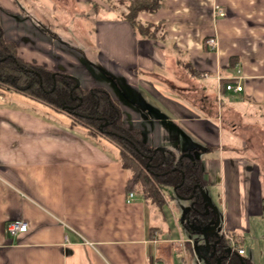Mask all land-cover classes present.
I'll return each instance as SVG.
<instances>
[{
    "label": "crops",
    "instance_id": "obj_1",
    "mask_svg": "<svg viewBox=\"0 0 264 264\" xmlns=\"http://www.w3.org/2000/svg\"><path fill=\"white\" fill-rule=\"evenodd\" d=\"M10 1L0 0L14 14L0 13V26L17 54L84 89L104 88L123 125L139 129L147 145L198 158L220 232L256 264V242L264 241V0H161L155 13L139 14L162 23L152 40L98 0L105 15L93 16L87 53ZM214 4L224 16H213ZM211 37L213 48L205 43ZM233 77L239 92L224 89ZM29 98L0 92V264H204L203 238L183 223L189 201L175 216L163 208L164 186L160 207L137 192L128 200L117 147ZM15 219L28 224L12 237L6 224Z\"/></svg>",
    "mask_w": 264,
    "mask_h": 264
},
{
    "label": "trees",
    "instance_id": "obj_2",
    "mask_svg": "<svg viewBox=\"0 0 264 264\" xmlns=\"http://www.w3.org/2000/svg\"><path fill=\"white\" fill-rule=\"evenodd\" d=\"M161 0H123L115 4L124 6L118 10L115 4L107 5L115 11L116 17L130 24L134 33L143 39H156L162 23L152 24L141 21V12L155 13ZM191 75L198 73L189 63L183 64ZM12 90L20 92L47 106L62 111L70 118L72 126L81 125L91 140L105 138L117 147L120 166L129 172L126 191L139 192L146 200L160 207L161 187H170L176 196L187 199V209L183 223L192 234L201 236V230L215 222V213L203 200L199 188L206 179L200 160L193 155H178L166 148H156L144 143L137 128L123 125L118 104L102 87L84 89L77 80L62 71L50 70L42 64L22 59L14 43L6 41L0 26V92ZM141 185L139 189L137 186ZM213 255H223L225 264H252L249 259L237 256V244L226 255L229 241L220 232V227L207 233Z\"/></svg>",
    "mask_w": 264,
    "mask_h": 264
},
{
    "label": "rangeland",
    "instance_id": "obj_3",
    "mask_svg": "<svg viewBox=\"0 0 264 264\" xmlns=\"http://www.w3.org/2000/svg\"><path fill=\"white\" fill-rule=\"evenodd\" d=\"M12 1V2H11ZM17 13L22 16L29 17L32 23L41 26L45 31L53 34L58 40L67 45H76L81 47L85 53L93 50V27L95 20L93 19L96 13L105 15L103 8L98 7L99 1L105 4H115L112 1L106 0H11ZM98 2V3H97ZM118 10H124V6L115 4ZM4 6L0 3V13L7 15H14L6 12ZM7 10H11L6 8ZM115 11L111 10V13ZM91 47V48H90ZM30 99V98H29ZM34 100V99H33ZM37 101V100H36ZM38 102V101H37ZM41 103V102H39ZM43 104V103H42ZM46 105V104H44ZM47 106V105H46ZM139 189L141 185L137 186ZM160 189V188H157ZM165 194V209L168 213L173 211L175 216L179 212H183L188 207L187 199H178L171 191L170 187L166 186L164 189ZM140 192V191H139ZM159 193L161 194L160 190ZM141 198L140 193H135ZM197 236V235H196ZM245 246L249 252L251 250V243H246ZM232 245L226 249L228 252L231 250ZM261 250V252H260ZM255 252L257 253L255 262L256 264H264V241H257L255 245ZM260 253V254H259ZM242 257V256H241ZM246 257V256H245ZM242 257V258H245Z\"/></svg>",
    "mask_w": 264,
    "mask_h": 264
},
{
    "label": "built area",
    "instance_id": "obj_4",
    "mask_svg": "<svg viewBox=\"0 0 264 264\" xmlns=\"http://www.w3.org/2000/svg\"><path fill=\"white\" fill-rule=\"evenodd\" d=\"M224 12H226V11L221 5H219V4L213 5L212 14L214 17H222L225 15ZM205 43H206V45H208L211 48L216 46V40L212 37L205 40ZM217 78L219 80L221 79V77H219V76ZM224 89L239 92L242 89V86H241L238 78L233 77L231 79H228L225 82ZM132 196H133V192H128L127 199L129 200L130 198H132ZM27 224L28 223H26L22 219L11 220L6 224V232L8 235L15 237L17 234L23 233L27 230ZM66 240H67V237H66ZM232 241L233 240H231V245L234 246L235 244ZM236 252H237V254L241 255L244 253V250L242 248L238 247V248H236ZM146 264H162V263L158 260H152V261H147Z\"/></svg>",
    "mask_w": 264,
    "mask_h": 264
},
{
    "label": "water",
    "instance_id": "obj_5",
    "mask_svg": "<svg viewBox=\"0 0 264 264\" xmlns=\"http://www.w3.org/2000/svg\"><path fill=\"white\" fill-rule=\"evenodd\" d=\"M59 1H65V0H59ZM77 85H79L78 80H77ZM186 155H189V154H186ZM199 191H200V194H201L203 200L205 201L204 203H206V205L210 209H212V211L215 213L214 224L211 225L210 227L204 228V230L203 229L201 230V237L203 238V241H204V250H203V247H200L201 250H203V251L201 253H199L197 251L198 256L203 260L204 264H211L208 259H209V256L213 255L214 252L211 251V249H210V245H209L208 238H207V233L218 228L219 223H220V219H219V216H218L219 214H218L216 207L212 204L211 200L205 194L203 188L200 187ZM196 250H198V247L196 248ZM227 253H228V251H227ZM222 257H223V255L215 257V263L214 264H222V262H221Z\"/></svg>",
    "mask_w": 264,
    "mask_h": 264
}]
</instances>
